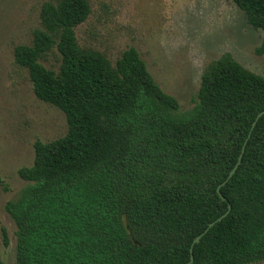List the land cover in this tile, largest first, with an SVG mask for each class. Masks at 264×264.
Wrapping results in <instances>:
<instances>
[{"label":"trees","instance_id":"1","mask_svg":"<svg viewBox=\"0 0 264 264\" xmlns=\"http://www.w3.org/2000/svg\"><path fill=\"white\" fill-rule=\"evenodd\" d=\"M233 1L264 32V0ZM90 14L88 0L47 1L31 45L14 50L36 97L69 125L36 141L33 165L19 170L28 184L6 207L16 264H187L225 214L193 264H264V115L223 185L264 111V77L225 54L181 112L135 48L113 63L80 46ZM54 51L58 71L43 63Z\"/></svg>","mask_w":264,"mask_h":264},{"label":"rangeland","instance_id":"2","mask_svg":"<svg viewBox=\"0 0 264 264\" xmlns=\"http://www.w3.org/2000/svg\"><path fill=\"white\" fill-rule=\"evenodd\" d=\"M47 1L52 0H0V260L5 264H16L18 242L6 207L28 184L19 170L33 165L36 141L50 142L69 130L65 113L40 101L28 71L15 64V47L31 45ZM88 1L91 14L76 29L80 46L113 63L135 48L157 84L179 100L181 112L195 106L205 69L225 54L264 77V55L256 52L264 32L248 23L233 0ZM58 59L54 51L43 63L58 71Z\"/></svg>","mask_w":264,"mask_h":264},{"label":"water","instance_id":"3","mask_svg":"<svg viewBox=\"0 0 264 264\" xmlns=\"http://www.w3.org/2000/svg\"><path fill=\"white\" fill-rule=\"evenodd\" d=\"M263 115H264V111L261 112V113L257 116L255 122L253 123V127H252V130H251L250 134H249V137H248L247 141L245 142V145H244V147H243V152H242V154H241V156H240V158H239V161H238L237 165L235 166V168L231 171V173H230L228 179L223 183V185H225V184H226V183H227V182H228V181H229V180L235 175V173L237 172V170H238V168H239V166H240V164H241V161H242V158H243V154H244V152H245V148H246L247 142H248V140L251 138V136H252V132H253L254 128L256 127V125H257L259 119H260ZM218 192H219L220 196L223 198V196H222V194H221V186L218 188ZM226 215H227V214H225L224 216L220 217L217 221L211 223L210 226L208 227V229H206L204 233H202L200 236H198V237L195 239V241H194V243L192 244V247H191V254H192V256H191V261L188 262L187 264H193V262H194V256H193L194 246H195L197 243L200 242V240L202 239V237H204V235H206V234L208 233V231L210 230V228H212L217 222L222 221V219H223L224 217H226Z\"/></svg>","mask_w":264,"mask_h":264}]
</instances>
